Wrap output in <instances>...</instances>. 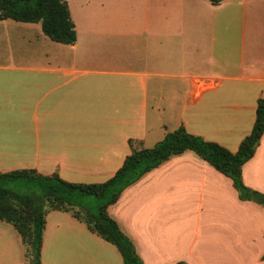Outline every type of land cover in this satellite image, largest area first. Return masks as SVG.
<instances>
[{
    "label": "crops",
    "instance_id": "0c3cea01",
    "mask_svg": "<svg viewBox=\"0 0 264 264\" xmlns=\"http://www.w3.org/2000/svg\"><path fill=\"white\" fill-rule=\"evenodd\" d=\"M71 44L0 19V172L108 179L179 125L234 152L264 100V0H66ZM264 193V132L241 167ZM143 264H264V207L192 151L107 207ZM0 264H30L0 220ZM39 264H122L68 212L46 214Z\"/></svg>",
    "mask_w": 264,
    "mask_h": 264
},
{
    "label": "trees",
    "instance_id": "16d2710c",
    "mask_svg": "<svg viewBox=\"0 0 264 264\" xmlns=\"http://www.w3.org/2000/svg\"><path fill=\"white\" fill-rule=\"evenodd\" d=\"M208 1L216 4L221 0ZM0 19L39 22L42 33L51 40L63 44L75 40L66 0H0ZM263 132L264 100L257 98L251 129L234 152L188 133L179 125L151 147H136L134 141L128 139L129 153L115 172L102 182H72L55 172L42 174L28 168L0 172V220L16 230L24 260L30 264H39L46 214L54 210L68 212L90 232L112 244L122 264H143L132 242L107 213V207L118 199L123 189L169 157L189 150L227 176L240 200L253 201L264 207V193L245 186L241 180V167L253 155ZM86 196L97 200L93 210L83 203Z\"/></svg>",
    "mask_w": 264,
    "mask_h": 264
},
{
    "label": "rangeland",
    "instance_id": "374dc122",
    "mask_svg": "<svg viewBox=\"0 0 264 264\" xmlns=\"http://www.w3.org/2000/svg\"><path fill=\"white\" fill-rule=\"evenodd\" d=\"M82 201L90 210H93L97 203V200L93 196L83 197Z\"/></svg>",
    "mask_w": 264,
    "mask_h": 264
}]
</instances>
